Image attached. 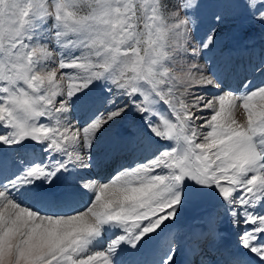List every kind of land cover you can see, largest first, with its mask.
I'll list each match as a JSON object with an SVG mask.
<instances>
[{"label":"snow or ice","instance_id":"obj_1","mask_svg":"<svg viewBox=\"0 0 264 264\" xmlns=\"http://www.w3.org/2000/svg\"><path fill=\"white\" fill-rule=\"evenodd\" d=\"M230 19L264 43V0H0V264H264V47L218 55ZM129 114L140 157L94 175Z\"/></svg>","mask_w":264,"mask_h":264},{"label":"rangeland","instance_id":"obj_2","mask_svg":"<svg viewBox=\"0 0 264 264\" xmlns=\"http://www.w3.org/2000/svg\"><path fill=\"white\" fill-rule=\"evenodd\" d=\"M176 2H177V0H160L162 12L165 15H170V13L174 9V5L176 4ZM252 31L254 32V31H258V30L248 29V31L246 33H242L240 31V21L238 19H230L228 21V23L224 25V27L221 29V31L219 33L221 35V49L223 51H219L218 55L226 56V57H229L231 59L233 52L229 51L227 49L229 44H231L232 41L237 38V36H239L237 39H239L240 37H243V39H244L243 41H245V39L247 38V35H251ZM249 53H251L250 50H248L246 53L247 58L254 57V61H253L254 64L258 63L259 59H260V48L257 47L254 50H252L253 56L250 55ZM235 54L236 53H234V56H236ZM241 56L243 57V54H241ZM255 60H257V61L255 62ZM200 62L203 63L204 61L201 59ZM237 63H239V62H237ZM241 66H243V65H241ZM177 67H179V62L177 64ZM63 71L64 72H71L72 70L66 69ZM259 79H260L259 77H256V83H259ZM228 84L232 88H236V86H237V83L233 84V80H229ZM95 91L99 92L100 88L97 87L95 89ZM209 94H211V92ZM244 116H245V114L243 113L242 109H238L236 111V118L238 120H243ZM127 118H128V116L125 117L123 120L119 121L117 124L113 125L111 129H109L107 132H105L101 136V138L97 142L96 148H95L97 159L102 160L103 155L105 154L106 150L108 148L111 149V147H112L111 143L115 139L116 133L122 127V125H124L127 122ZM131 119H132V122H131L132 127L131 128L128 127V129L126 131H124L123 133L129 134L128 135V136H130L129 139L135 140L136 137L140 134L141 128H140L139 121H137L138 118H136L133 114H131L130 121H131ZM197 123H199V122H197ZM139 157H140L139 151H135V150L127 153V155L122 156L119 154L117 161L113 162L112 167L111 166L109 167L111 171L109 170V168H105L104 170H102V166L104 167V163L99 167L93 168L94 170L91 169L90 171L96 176L104 177V178H110L111 176H113L115 174L116 170L119 169L121 165L128 166L129 164H131L135 160H137ZM108 172H110V174H108ZM204 211H205V209L202 207L190 206V207L186 208L185 211L183 213H181L179 221L171 229L170 235L176 239H181V240L185 239L187 230L197 224V222H198L197 218ZM229 229L230 228L226 223L221 225V230L223 232L224 238H226V239H224V241L228 240L229 237L234 236L232 234L231 230H229ZM235 239H236V237L234 236V244H235ZM233 245H228L226 247H234Z\"/></svg>","mask_w":264,"mask_h":264},{"label":"bare ground","instance_id":"obj_3","mask_svg":"<svg viewBox=\"0 0 264 264\" xmlns=\"http://www.w3.org/2000/svg\"><path fill=\"white\" fill-rule=\"evenodd\" d=\"M258 31H252V33H251V35H256V33H257ZM239 36H237V38H238ZM234 39L233 41H232V43L231 44H229V46H228V50L229 51H232L233 52V55L231 56V61L235 64V65H239V66H241V65H243V66H248V65H250V64H254V57H250V58H247V51L248 50H245V48H246V46H245V43H244V39H243V37H240L239 39ZM260 48L261 49V47H264V43H262L261 41H260V39H259V37L257 36L256 37V41H255V46H254V49L255 48ZM250 52L251 53H249L250 55H252V50H250ZM234 53H236L235 55L236 56H234ZM241 54H243V57L241 56ZM253 56V55H252ZM247 59H246V58ZM246 59V60H245ZM257 60H255V62H256ZM237 62H239V63H237ZM234 83H237L235 80H233V84ZM211 91H215V90H211ZM130 118H131V114L128 116V118H127V122L124 124V125H122V127L118 130V132L116 133V137L115 138H117L118 136H120V135H124V131H126L127 129H128V127L129 128H131L132 126H131V122H132V119H131V121H130ZM134 122V121H133ZM129 134H127V136H128ZM130 136H128V138H129ZM112 144V143H111ZM129 152H131V151H119V152H114V151H112V147H111V149L110 148H108L107 150H106V152H105V154L103 155V158H104V163H106V165H104V167L102 168V170H104L105 168H109L110 166L112 167V164H113V162H115V161H117V159H118V155L120 154V155H127V153H129ZM102 158V159H103ZM94 170V169H93ZM109 170H110V168H109ZM111 171V170H110ZM108 174H110V172H108ZM230 230V229H229ZM224 239H226V238H224ZM234 244V236H231V237H229L228 238V240H226V241H224V245L225 246H228V245H233ZM234 246V245H233Z\"/></svg>","mask_w":264,"mask_h":264}]
</instances>
